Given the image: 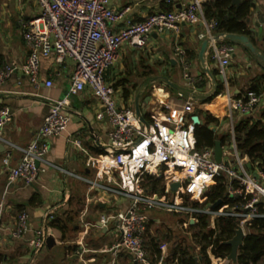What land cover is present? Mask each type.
<instances>
[{
	"label": "built area",
	"instance_id": "2783aa9c",
	"mask_svg": "<svg viewBox=\"0 0 264 264\" xmlns=\"http://www.w3.org/2000/svg\"><path fill=\"white\" fill-rule=\"evenodd\" d=\"M109 1L35 0L38 14L24 22L22 30L28 55L22 64H0V85L17 71L32 85H37L41 59L49 56L59 67L66 62L71 64L70 85L64 98L50 102L38 132L23 148L2 137L13 113L7 107L0 108V142L6 146L3 164L8 168L9 179L31 184L42 170L40 165L52 166L46 158L49 140L67 130L70 117L65 107L69 97L89 89L99 103L97 119L106 118L110 126L107 133L109 143L103 154L87 157L86 167L94 172V177L78 179L91 189L129 200L125 212L103 215L99 220L102 226L109 221L116 225L118 238L108 251L128 253L131 264H151L144 245L148 210L184 216V227L196 224L199 215L208 219L210 229L215 228L217 219L232 218L237 223L235 231L241 228L245 236L253 220L264 218V174H254L248 169L249 159L238 151L234 129L229 130L225 140L227 160L223 159V151L221 163H216L213 149H196L195 125L191 120L195 109L193 98L177 104L163 103L145 118L135 109L120 107L114 87L105 81L106 71L116 64L124 45L142 49L153 34H178L183 24L195 23L203 16L200 2L195 0L185 8L152 13L139 22L127 20L122 28L114 31L112 25L123 12L112 9ZM215 27V21L206 23V39H209L207 56L210 62L218 64L224 71L235 53V46L225 43L220 36H213L211 32ZM200 37L203 39L205 35ZM174 52L182 68L185 86L194 90L199 80L191 76L185 52L179 46ZM45 84L47 87L52 85L50 80ZM229 102L235 111L247 117L259 104L260 95L248 92ZM73 143L83 151L79 140ZM13 150L18 152V159L14 166H9ZM221 174L226 178V200H239L238 203L229 204L221 200L207 203L205 194ZM150 178L163 181L161 193L145 187ZM173 184H178L176 190L171 189ZM53 219V212L49 211L46 223ZM29 230L28 215L21 210L12 236L20 239ZM49 236L52 232L47 227L34 230L27 241L28 255L21 264H36ZM88 251L79 244L75 254L81 257ZM206 253L210 264L229 261L227 257H215L211 247L206 249ZM162 256L156 264H161Z\"/></svg>",
	"mask_w": 264,
	"mask_h": 264
},
{
	"label": "crops",
	"instance_id": "0c3cea01",
	"mask_svg": "<svg viewBox=\"0 0 264 264\" xmlns=\"http://www.w3.org/2000/svg\"><path fill=\"white\" fill-rule=\"evenodd\" d=\"M194 1L110 0L109 6L112 9L123 12L112 28L117 31L127 20L139 22L152 13L162 12L166 6L171 5L172 10L185 8ZM198 1L202 4L209 0ZM248 1L252 4L247 17L248 31L254 23H261L257 35L250 39L257 51L264 55V0ZM38 11L35 0H0V64H22L25 61L29 50L22 37L23 23L35 18ZM208 22L202 16L195 23L183 24L178 34H153L142 49L124 45L116 64L106 71L105 81L114 87L120 107L135 110L138 107L145 118L163 103L177 104L193 98L194 115L198 114L200 124L205 121V112L216 120L209 124V128L223 138V159L227 160L225 151L228 146L225 140L228 139L229 130L245 118L262 121L264 124V91L260 94L259 104L247 117L235 111L229 102L230 99L244 95L255 78L264 76V64L248 49L222 40L235 46L229 65L222 71L218 64L209 61L206 50L203 68L198 61V52L207 37ZM211 33L215 37L220 35L214 30ZM201 35L205 37L202 39ZM176 46L185 52L191 76L199 80L194 90L183 82L182 68L174 52ZM215 71L216 74H213ZM70 73L69 62L59 67L54 63V58L49 56L41 59L40 81L37 85H32L19 71L1 84L0 108L7 107L13 113L2 137L16 147L27 146L47 115L50 102L65 97L70 85ZM48 80L52 83L50 87L45 84ZM218 83H222L223 91L212 101L206 102L214 94ZM261 84H264V79ZM68 101L65 107L70 117L67 130L49 140L46 158L52 166L40 165L42 170L31 184L9 179L8 168L3 164L6 146L0 142V264H21L28 255L27 241L33 231L46 227L52 232L54 244L48 247L45 241L36 264L132 263L128 253L107 250L118 238L115 223L109 221L103 226L99 225L101 216L125 212L129 200L91 189L78 179L94 177V172L86 167V160L88 156L96 157L105 152L110 126L106 118L97 119L99 103L89 89L70 96ZM74 140L80 141L85 152L74 145ZM17 159L18 152L13 150L9 166H14ZM251 172L258 174L262 171L254 166ZM21 210L28 215L30 230L17 239L12 236V230ZM49 211L53 212L61 229H54L46 223ZM162 214L180 220L179 215L148 210L144 237L146 250L150 240H158L155 234L147 238L149 223H157L156 217ZM79 244L89 250L81 257L75 254ZM159 249L160 255L166 258L161 247Z\"/></svg>",
	"mask_w": 264,
	"mask_h": 264
},
{
	"label": "trees",
	"instance_id": "16d2710c",
	"mask_svg": "<svg viewBox=\"0 0 264 264\" xmlns=\"http://www.w3.org/2000/svg\"><path fill=\"white\" fill-rule=\"evenodd\" d=\"M252 4L244 0L239 5H233L231 0H209L201 4L203 17L206 21H215L214 32L217 34H237L248 35L247 17L250 13ZM172 11V6L164 7L162 12ZM248 51V50H247ZM249 52V51H248ZM216 74V71L213 72ZM264 76L257 77L249 85L246 93L254 92L260 95L264 91V84L261 80ZM223 91L222 83H218L214 94L206 102L212 101L215 96ZM245 93V94H246ZM198 115V114H196ZM205 121L194 127L196 139V149H213L216 140L223 144V138H220L210 128L209 124L216 120L208 113L204 114ZM264 119V113H263ZM235 140L237 149L242 155L249 159L248 169L252 171L254 166L258 167L264 174V124L262 121H253L245 118L234 126ZM145 186L149 190H157L161 180L152 179ZM153 180V181H152ZM158 186V187H157ZM163 181L160 186L162 189ZM226 178L223 174L216 177L214 185L206 192L207 203H215L217 200L229 204L238 203L239 200H226ZM174 215V214H172ZM176 216V215H175ZM198 222L189 225L192 230L191 241H169V254L164 258L161 264H210L206 249L211 247V252L215 257L226 258L231 247L226 243L235 234L236 221L232 218H219L215 221V228L208 227V219L199 215ZM181 224L186 222L184 216H180ZM54 229H61L55 218L49 223ZM147 251L151 264H156L160 258V249L157 240H150ZM198 248V257L195 249ZM232 264V263H225ZM236 264H264V218L253 220L248 226L243 243L237 252Z\"/></svg>",
	"mask_w": 264,
	"mask_h": 264
},
{
	"label": "water",
	"instance_id": "95a60500",
	"mask_svg": "<svg viewBox=\"0 0 264 264\" xmlns=\"http://www.w3.org/2000/svg\"><path fill=\"white\" fill-rule=\"evenodd\" d=\"M231 2L233 5L237 6V5H239L240 0H231ZM260 25H261V23H259V22L254 23V26L249 29V32H250L249 35L220 34L219 36L224 38L225 40L233 43V44H237V45H240V46L248 49L249 52H251L254 56H256L264 64V55L257 51V49L255 48V46L253 45V43L251 42V39H250L253 35H255V34L257 35L256 32L261 29ZM208 43H209V39H205L202 42L201 48L198 52V61L203 68H205L204 54L206 52V48H207ZM136 113L138 115H140V111H139L138 107H136ZM191 120H192L194 125L200 124V120H199V117L197 115L192 116ZM213 151H214L215 162L221 163L223 151H222V146H221L220 140L215 141ZM177 187H178V184H173L171 186V189L176 190ZM217 206H218V203L215 204L212 208L214 209ZM99 225L102 226L101 224H99ZM243 239H244L243 231L241 230V228H238L235 231L234 236L229 241L226 242L231 247V251H230L229 255L227 256V259L229 261H231L233 264H236L237 252H238L239 247L243 243ZM46 244L48 247H50L51 245L54 244V239L52 236L47 237Z\"/></svg>",
	"mask_w": 264,
	"mask_h": 264
},
{
	"label": "rangeland",
	"instance_id": "374dc122",
	"mask_svg": "<svg viewBox=\"0 0 264 264\" xmlns=\"http://www.w3.org/2000/svg\"><path fill=\"white\" fill-rule=\"evenodd\" d=\"M141 51V50H140ZM160 186L161 183L159 184L158 189L156 190L158 193H161L160 191ZM161 212V211H159ZM158 219L157 223L150 222L149 223V234L148 237L152 236L151 234H155L158 237V246L159 248L162 247L163 253L165 256L169 254L168 247L169 244L168 242H175V241H191L192 240V230H190L189 226L184 227L183 223L181 224V221L174 216H169V215H158L156 217ZM151 232V233H150ZM162 251V250H161ZM198 248L195 249V254L198 257ZM229 263H232L231 261H228ZM227 263V262H226ZM233 264V263H232Z\"/></svg>",
	"mask_w": 264,
	"mask_h": 264
}]
</instances>
